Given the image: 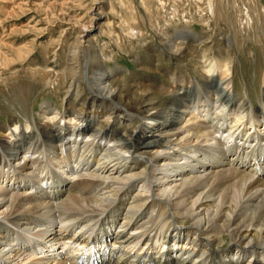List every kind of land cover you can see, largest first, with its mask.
<instances>
[{
  "label": "bare ground",
  "instance_id": "6f19581e",
  "mask_svg": "<svg viewBox=\"0 0 264 264\" xmlns=\"http://www.w3.org/2000/svg\"><path fill=\"white\" fill-rule=\"evenodd\" d=\"M91 32L84 25L79 39ZM171 37L182 55L200 40ZM91 47L70 86L80 96L88 82L90 99L44 105L38 125L0 123V264H264V75L255 106L236 95L235 60L206 56L201 77L214 88L175 108L192 78L173 68L169 86L122 82ZM151 53L139 67L158 72ZM153 92L171 96L161 111ZM130 106L145 122L118 137L103 120L134 121ZM149 134L158 139L141 143Z\"/></svg>",
  "mask_w": 264,
  "mask_h": 264
},
{
  "label": "rangeland",
  "instance_id": "374dc122",
  "mask_svg": "<svg viewBox=\"0 0 264 264\" xmlns=\"http://www.w3.org/2000/svg\"><path fill=\"white\" fill-rule=\"evenodd\" d=\"M84 25L92 30L91 43L79 39ZM174 30H186L200 40L188 54H175L168 47ZM94 42L106 55V67L119 70L122 82L152 78L169 86L173 68L192 78L194 84L175 100V108L193 100L199 89L214 88L213 81L204 87L201 77L206 56L235 60L237 96L247 100L248 93L257 106L263 94L264 0H0V123L17 118L38 125L44 105L64 111L68 100L90 99L88 82L81 81L80 96L71 95L70 86L79 81L87 58L95 55ZM152 50L161 53L160 70H141L140 60L151 62ZM148 95L156 102L155 110L171 100L168 94ZM130 108L141 116L126 123L102 118L118 137L125 127L137 124L140 130L145 122L138 106ZM157 139L149 134L140 142Z\"/></svg>",
  "mask_w": 264,
  "mask_h": 264
}]
</instances>
